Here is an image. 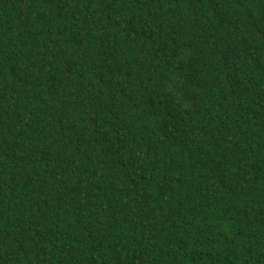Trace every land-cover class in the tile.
<instances>
[{
    "label": "trees",
    "instance_id": "trees-1",
    "mask_svg": "<svg viewBox=\"0 0 264 264\" xmlns=\"http://www.w3.org/2000/svg\"><path fill=\"white\" fill-rule=\"evenodd\" d=\"M0 264H264V0H0Z\"/></svg>",
    "mask_w": 264,
    "mask_h": 264
}]
</instances>
